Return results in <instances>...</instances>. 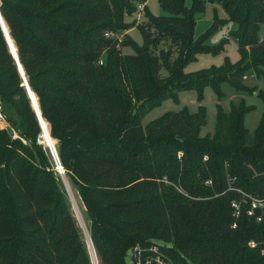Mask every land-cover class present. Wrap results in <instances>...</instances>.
I'll return each instance as SVG.
<instances>
[{"label":"trees","instance_id":"16d2710c","mask_svg":"<svg viewBox=\"0 0 264 264\" xmlns=\"http://www.w3.org/2000/svg\"><path fill=\"white\" fill-rule=\"evenodd\" d=\"M158 1L166 14L152 13L148 0H0V11L58 168L85 207L99 264H128L137 247L146 260L153 245L174 264H264V216L250 215L252 202L242 199L264 197V111L251 141L245 120L253 106L244 102L228 111L219 103L206 136L203 104L143 123L166 99L179 103L182 90L196 89L201 102L212 86L222 99L224 82L264 101L244 83L249 69L264 75V0ZM207 2L227 17L215 11L195 37ZM231 22L240 60L186 72L198 53L224 49L227 37L207 42ZM135 26L142 44L130 36ZM0 111L19 135L0 127V264H93L1 24Z\"/></svg>","mask_w":264,"mask_h":264},{"label":"rangeland","instance_id":"374dc122","mask_svg":"<svg viewBox=\"0 0 264 264\" xmlns=\"http://www.w3.org/2000/svg\"><path fill=\"white\" fill-rule=\"evenodd\" d=\"M149 9L152 13L156 15H164L166 12L162 9L158 0H148ZM187 4H191V0H187ZM216 8V10H215ZM215 11L219 14L220 17H227V14L222 6L219 4H212L207 2L206 9L204 12L198 15L197 23L195 26V37H199L212 25ZM138 24H141L144 20L143 14L139 15L138 13L134 16ZM236 24L231 22L227 25L221 26L208 40V44L215 45L218 44L223 38H229L224 49L218 53L212 52H200L197 54V57L194 61L190 62L185 71L189 73H196L206 69H211L213 67H221L226 64L228 61L231 63H236L240 60L241 55L239 52V47L235 39L230 36V31L236 28ZM130 36L138 44L143 43V34L138 26L133 27L130 30ZM261 38H264V29L260 31ZM125 53H132L133 50L131 47H125ZM244 83L248 87L257 86L260 90L264 92V75L257 77L253 69H249L246 74ZM221 91L224 96L222 99H219L218 94L212 86H207L203 91V99L199 102V92L196 89H186L179 92L180 102H176L172 98L166 99L160 106L155 107L154 109L147 112L143 117L144 125L149 121L159 117L167 111H177L182 107H188L192 112L196 111L200 104H203L207 108L208 118L207 123L203 126L201 130V135L206 136L208 134H213L216 127L217 119V109L218 104L220 103L225 110H230L232 104H240L244 102L248 106H253V109L247 113L246 116V126L249 130V140H253V136L256 128L258 127L263 111H264V101L259 93H250L247 91H241L236 89L229 82H224L221 86ZM0 127L8 128L14 134V137H19L18 133L13 129L11 124L4 118L0 111ZM48 138V136L46 137ZM40 142L48 147V144L45 142L43 136L40 138ZM55 143V141H53ZM61 177L64 182V188L67 192V196L71 202V208L73 214L75 215L78 225L84 234L85 240L88 244V224L87 214L82 200L80 199L78 193L69 185L67 177L61 174ZM74 191V192H73ZM89 249L90 246L88 245ZM91 252V251H90ZM94 263L96 264V259L93 257ZM128 264L133 263V254L132 251L128 252L127 256Z\"/></svg>","mask_w":264,"mask_h":264},{"label":"built area","instance_id":"2783aa9c","mask_svg":"<svg viewBox=\"0 0 264 264\" xmlns=\"http://www.w3.org/2000/svg\"><path fill=\"white\" fill-rule=\"evenodd\" d=\"M139 8L142 10L143 5L142 4L139 5ZM106 35L107 36H113L114 33L113 32H107ZM100 63H103V60H101ZM56 163H57L56 169L61 174V170L58 168L59 167L58 161H56ZM242 199H243V201L248 200V201L252 202V208L250 209L249 214L250 215H256L258 221H262L263 216H264V197H255L253 195L243 193ZM242 199H241V201H234L233 202V207L235 208V216L236 217H239L241 215L242 205H243ZM91 242H92V240H91ZM92 245H93V243H92ZM250 246L253 248H256L258 246V243L256 241H251ZM151 250H153L156 254L154 256L144 260L142 248L137 247L136 249H134L132 251V254H133V263L132 264H143V263H146V264H174V263H172V261L167 260L163 255H161L159 253V247L157 245H153L151 247ZM261 254L264 256V245L261 246Z\"/></svg>","mask_w":264,"mask_h":264},{"label":"water","instance_id":"95a60500","mask_svg":"<svg viewBox=\"0 0 264 264\" xmlns=\"http://www.w3.org/2000/svg\"><path fill=\"white\" fill-rule=\"evenodd\" d=\"M0 24H1V26H2V29H3V31H4L5 36H6V38H7V41H8L9 47H10V49H11V52H12V54L14 55L15 59L17 60V64H18L19 70H20L21 75H22V77H23V79H24V82H25L26 88H27L28 93H29V96H30V98H31V100H32L33 107H34V109H35V111H36V113H37V116H38V118H39V121H40V123H41L42 129H43V132H44L45 130L47 131V127H46V124H45V120H44V118H43V116H42V113H41V110H40L39 104H38V102H37V100H36V97H35V94H34L33 90L31 89V87H30V85H29V83H28L27 77H26V75H25V71H24L23 66H22V64H21V62H20V60H19V57H18V53H17L16 47H15V45H14V43H13V40H12V38H11V36H10V33H9V31H8V28H7V25H6L5 21H4V18H3V16H2V14H1V11H0ZM48 147H49V149L51 150L52 155L54 156L55 160L58 161V162L60 163V161H59V156H58V153H57L56 147H55V145L53 144L52 141L50 142V144L48 145ZM60 165H61V164H60ZM61 166H62V165H61ZM92 262H93V259H92Z\"/></svg>","mask_w":264,"mask_h":264},{"label":"bare ground","instance_id":"6f19581e","mask_svg":"<svg viewBox=\"0 0 264 264\" xmlns=\"http://www.w3.org/2000/svg\"><path fill=\"white\" fill-rule=\"evenodd\" d=\"M14 43V42H13ZM36 97V96H35ZM36 100H37V98H36ZM38 102V101H37ZM45 124H46V127H47V123L45 122ZM44 132H46L47 134H48V136H49V138H50V142L52 141L51 140V134L49 133V130H48V127H47V131L45 130ZM43 132V133H44ZM53 142V141H52ZM50 144V143H49ZM48 144V145H49ZM54 144V143H53ZM55 145V144H54ZM58 164L60 165V163L58 162ZM60 167V166H59ZM88 245L90 246V251H91V256H92V259H93V253H94V255H95V259H96V264H99V262H98V257H97V254H96V252H95V250H94V247H93V245H92V242H91V239H90V236H89V238H88ZM93 263H94V260H93Z\"/></svg>","mask_w":264,"mask_h":264}]
</instances>
